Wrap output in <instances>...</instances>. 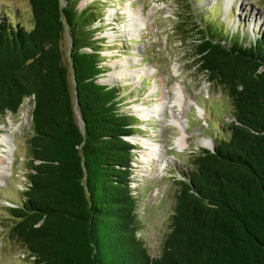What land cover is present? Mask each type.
I'll use <instances>...</instances> for the list:
<instances>
[{"label":"trees","instance_id":"1","mask_svg":"<svg viewBox=\"0 0 264 264\" xmlns=\"http://www.w3.org/2000/svg\"><path fill=\"white\" fill-rule=\"evenodd\" d=\"M28 2L29 30L0 18V114L26 98L32 105L28 184L9 207L11 232L32 263L264 264V40L208 35L193 9L177 22L198 70L230 96L233 111L227 136L177 179L171 226L152 257L137 235L130 186L134 123L119 112L118 87L100 81L95 19H84L78 0Z\"/></svg>","mask_w":264,"mask_h":264},{"label":"rangeland","instance_id":"2","mask_svg":"<svg viewBox=\"0 0 264 264\" xmlns=\"http://www.w3.org/2000/svg\"><path fill=\"white\" fill-rule=\"evenodd\" d=\"M186 1L78 0L76 5L84 19H95L89 27L93 29L94 39L98 40L95 46L104 68L100 81L118 87L119 112L130 115L134 123V134L127 137L136 145L130 186L136 198L137 235L152 257L161 253L171 226L179 187L177 179H183L185 174L188 176L194 156L207 148L202 141L211 138L215 144L227 136V130L222 127L231 120L233 111L230 96L217 84L208 82L205 74L198 70L192 42L180 40L175 30L177 22L183 12L193 9V14L188 12V15L195 16L199 28L208 35L213 34L227 43L237 39L244 45L255 39L264 40V0ZM126 9L133 16L140 14L143 23L134 19L132 29H127ZM249 11L252 15L245 19ZM1 17L26 30L33 25L28 0H0ZM135 27L136 33L133 32ZM61 47L69 66L67 33ZM120 60L127 63V68L141 71L137 76L133 73L132 80V73L126 72L127 76L114 79L113 73L123 70ZM174 90H181L185 100L192 101L181 107L173 104ZM158 101H163L164 112L146 119L138 117L132 108L139 103L151 107ZM31 107L26 98L17 112L0 114V125L7 124L8 118L14 125L11 174L0 181V264H33L20 239L11 232L15 220L9 209L22 201L28 184ZM197 107L201 108V114ZM171 113L179 118V127L169 123ZM178 135L183 136L180 147L173 143ZM133 136L139 138L133 140ZM142 138L159 144L157 151L166 160L163 169L155 170V164L141 159L148 150L139 142Z\"/></svg>","mask_w":264,"mask_h":264},{"label":"bare ground","instance_id":"3","mask_svg":"<svg viewBox=\"0 0 264 264\" xmlns=\"http://www.w3.org/2000/svg\"><path fill=\"white\" fill-rule=\"evenodd\" d=\"M126 11H127V9H126ZM251 15H252V12L249 11V12L245 13L244 17H245V19H248ZM127 16H128L127 21H129L126 24V26L128 27L127 29H132L134 24L131 26V23L133 22L134 19L137 21V23H139L138 21H141V18L139 17L140 14L138 16H133V14L131 12L127 11ZM141 23H143V22L141 21ZM135 25H136V23H135ZM137 31H138L137 27L133 28V32L136 33ZM126 64H127L126 62H123L120 60V65L123 67V70L118 69V71L113 73L112 76L114 79H119V78H122L124 76H127L126 73H132L131 77L129 76L132 80V79H134L132 77L133 73H134V75L137 76L139 74V72L141 71V70L134 71L135 70L134 68H132V69L127 68L125 66ZM124 70H126V71H124ZM109 79H110V77H109ZM109 79H107V80H109ZM191 101L192 100L190 98L188 100H185L184 95L181 93V90H177V91L174 90V98L172 100V102H174L173 104H176L177 106L181 107V106H184V104L186 102H191ZM132 108L137 112V114H139L138 117L144 118V119H146L147 117L149 118V117L153 116L157 112H160V113L164 112L163 101L162 102L158 101L156 104L151 105V107H147L141 103L133 104ZM197 112L199 114H201L202 113L201 108L197 107ZM178 119L179 118L176 115H174V113H171L169 123L179 127V120ZM17 128H19V127H17ZM13 129H14V125H13L10 118H8L7 124H1L0 125V181H2L3 179H5L7 176H9L11 174V169H10L11 158H12L11 156H12L13 149H14ZM182 137L183 136L178 135L174 138L173 143L177 147H180L182 145ZM131 138L133 140H136L139 137L136 138L133 136ZM139 142L146 145L147 149H148L146 152H144L145 155L143 157L141 156V159L148 160L151 163L155 164V167H156L155 170L163 169L164 166H166V160L163 159L162 158L163 156L160 155V153L157 151V149L159 148V144L156 142H153L152 140L148 141L144 138L140 139ZM213 143H214V141L211 138H208V139H205L204 141H202V145L204 147H207V148H212ZM147 168H148V166H147Z\"/></svg>","mask_w":264,"mask_h":264},{"label":"water","instance_id":"4","mask_svg":"<svg viewBox=\"0 0 264 264\" xmlns=\"http://www.w3.org/2000/svg\"><path fill=\"white\" fill-rule=\"evenodd\" d=\"M213 148V147H212Z\"/></svg>","mask_w":264,"mask_h":264}]
</instances>
